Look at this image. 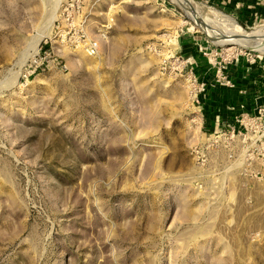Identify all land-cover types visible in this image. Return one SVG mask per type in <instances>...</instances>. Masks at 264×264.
Wrapping results in <instances>:
<instances>
[{
    "label": "rangeland",
    "instance_id": "1",
    "mask_svg": "<svg viewBox=\"0 0 264 264\" xmlns=\"http://www.w3.org/2000/svg\"><path fill=\"white\" fill-rule=\"evenodd\" d=\"M180 2L0 0V264H264V0Z\"/></svg>",
    "mask_w": 264,
    "mask_h": 264
},
{
    "label": "crops",
    "instance_id": "2",
    "mask_svg": "<svg viewBox=\"0 0 264 264\" xmlns=\"http://www.w3.org/2000/svg\"><path fill=\"white\" fill-rule=\"evenodd\" d=\"M257 70H255L256 72ZM241 75L236 76L234 78V82L236 84V90H223L217 92L216 94H212L211 98L204 100L202 99V107L207 113H210L211 118V126L210 130L216 128L219 123L227 122L229 119L233 117V113H235L238 105H245L247 111L251 110L254 107L255 101V92L254 87L259 88V84L261 83L258 80L252 81L247 72H245L242 68L240 69ZM256 77V76H252ZM257 81L259 83H257ZM239 91H244V95H241Z\"/></svg>",
    "mask_w": 264,
    "mask_h": 264
},
{
    "label": "built area",
    "instance_id": "3",
    "mask_svg": "<svg viewBox=\"0 0 264 264\" xmlns=\"http://www.w3.org/2000/svg\"><path fill=\"white\" fill-rule=\"evenodd\" d=\"M83 48H84L85 52L88 55H90V56H94V55H96L98 53V45H97L96 42H91L90 41L88 43H85ZM223 82L225 83V86H228V87H231V88L233 87L230 82H228L226 80H224ZM203 92H204V84H201L199 86V89H197V90L195 89V87L192 88V92L191 93L193 94V99H194V101L196 103H199V99H200L199 98L200 97L199 94H201ZM257 109H258L257 110L258 116L262 117L263 116L262 114L264 113L263 107L262 108L258 107ZM245 120H248V115H244L243 117H241V120H236V123H240L241 125H243ZM250 120H251L250 122H252V119H250ZM244 128L245 129H243V130H245L247 132L246 127H244ZM216 132L218 133L217 137H219V136L229 137L230 140H232L235 135L243 136L242 131L240 133H237L235 127L232 128V127H229V126L228 127H221ZM259 174L260 173L258 171H256L254 173V175H259Z\"/></svg>",
    "mask_w": 264,
    "mask_h": 264
},
{
    "label": "bare ground",
    "instance_id": "4",
    "mask_svg": "<svg viewBox=\"0 0 264 264\" xmlns=\"http://www.w3.org/2000/svg\"><path fill=\"white\" fill-rule=\"evenodd\" d=\"M180 4H181V2H180ZM182 6L181 7H183V8H185L187 11H188V13H190V15H192V16H194V13H196V12H194L192 9H191V7H190V5H189V3L187 2V0H183V3L181 4ZM184 9V10H185ZM191 16V17H192ZM196 16V15H195ZM199 16V15H198ZM193 18V17H192ZM222 18V17H221ZM223 19V18H222ZM198 20H200L199 18H198ZM224 20V19H223ZM199 22V21H198ZM203 22V21H202ZM200 23V22H199ZM205 22H203V24H204ZM201 24V23H200ZM202 24V25H203ZM200 26V25H199ZM203 28V27H202ZM204 30L206 31V32H208V30H207V28H204ZM209 36H210V38L213 40L214 38H215V40L216 41H218V38H217V36H215V35H213V34H211L210 32H208L207 33ZM238 34H239V37L241 38L240 39V41H235V43H237V44H241V43H243L244 45V47H255V46H261V45H263L264 44V37H262V36H264V29H258L256 32H255V34H254V36L251 38V37H249L248 35H246V34H244L243 35V33H241V32H239L238 31ZM224 40V39H223ZM214 41V40H213ZM227 41V40H226ZM239 42V43H238ZM220 44H221V42H220ZM224 44V43H223Z\"/></svg>",
    "mask_w": 264,
    "mask_h": 264
}]
</instances>
